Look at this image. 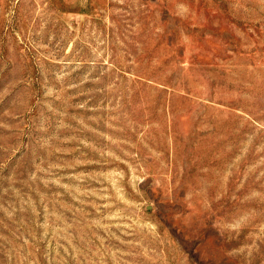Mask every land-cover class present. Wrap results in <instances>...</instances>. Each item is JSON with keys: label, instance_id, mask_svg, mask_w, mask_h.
<instances>
[{"label": "rangeland", "instance_id": "obj_1", "mask_svg": "<svg viewBox=\"0 0 264 264\" xmlns=\"http://www.w3.org/2000/svg\"><path fill=\"white\" fill-rule=\"evenodd\" d=\"M0 264H264V0H0Z\"/></svg>", "mask_w": 264, "mask_h": 264}]
</instances>
